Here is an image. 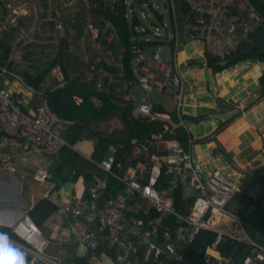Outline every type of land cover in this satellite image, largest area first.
Returning <instances> with one entry per match:
<instances>
[{"label":"built area","instance_id":"built-area-1","mask_svg":"<svg viewBox=\"0 0 264 264\" xmlns=\"http://www.w3.org/2000/svg\"><path fill=\"white\" fill-rule=\"evenodd\" d=\"M117 2L0 0V38L7 35L9 44L6 63L0 66V77L16 81L32 98L36 95L40 99L36 107L31 106L26 112L23 109L25 93L13 92L0 83V133H6L5 143L10 149H26L51 157L67 145L62 132L71 121L58 117L50 109L45 93V89L52 90L66 82L60 65L52 66L39 88L28 84L19 74L23 64L30 67L31 62L24 54L34 49L32 44H53L54 47L45 48L51 52L49 61L59 57L62 48L63 53L70 54L74 65L68 69L69 77L82 75L93 90L111 92L110 95L125 99L122 105L131 100L134 116L170 120L169 115L154 110L149 93L155 89L171 96L176 103L177 125H184L185 88L174 53L180 35L185 40L202 41L207 52L223 59L250 41L252 32L263 22L261 13L248 0H164L172 27L164 39L173 41L174 47L170 59L165 61L160 44H148L160 41L163 33L155 26L156 38L152 39L147 25H164L163 20L158 21L153 13L149 15L141 10L137 11L141 22L132 25L135 0H125L131 38L130 44L124 45L114 23L104 15L107 8L118 15ZM149 3L150 0L143 5ZM184 4L188 6L187 11L183 9ZM95 12H99L98 21L93 16ZM14 63L19 64L13 66ZM126 70L130 80L123 78ZM133 84L143 91L138 101L129 94ZM75 99L81 101V98ZM90 100L96 106L102 105L95 94ZM191 141L189 138V145ZM189 147L185 149L175 139L153 135L138 143L142 157L134 165L126 166L114 165L115 150L108 147L110 155L96 162L102 173L94 175L87 188L69 192L63 204L71 239L85 253L89 252L87 264H103L104 260L128 264L140 252L142 261L155 264H166L168 260L177 264H264V245L246 233L238 215L229 208L240 190V176L220 167L206 170L193 160ZM5 163L4 167L10 168ZM110 178L117 183L112 191L107 190ZM177 188L183 189L185 201L192 199L184 211L175 207L172 191ZM32 204L16 214L0 213V218L5 219L2 221L16 236L0 234V238L20 252L17 254L23 264H64L59 257L45 253L50 241L29 215ZM231 222L234 225H229ZM201 230L213 231V240L199 256L185 259L182 250ZM225 236L246 243L249 252L240 258L221 254L218 246ZM110 248L116 251L115 262L106 251ZM0 264L11 262L0 259Z\"/></svg>","mask_w":264,"mask_h":264},{"label":"trees","instance_id":"trees-1","mask_svg":"<svg viewBox=\"0 0 264 264\" xmlns=\"http://www.w3.org/2000/svg\"><path fill=\"white\" fill-rule=\"evenodd\" d=\"M102 1V0H94ZM125 0H118V10L119 14L116 15L114 12L107 8L105 16L109 17L115 25V28L120 36V42L124 45L130 44L131 31L128 19L125 17ZM262 15L263 22L259 27L262 36L264 37V0H248ZM136 3L143 5L142 1H136ZM146 6V5H144ZM152 9V13L158 21L163 20V14L153 8L151 0L147 4ZM183 9L188 10V6L184 4ZM96 21L99 20V12L93 14ZM132 25L141 22L138 16V12L134 10L133 16L131 18ZM99 23V22H98ZM159 41H149V45L158 43ZM140 44H145V42H140ZM250 45V41L244 43L238 50L243 47ZM28 47L31 44L27 45ZM34 49H29L24 54V58L28 59L31 64L30 67L27 64H23L22 71L19 74L24 78V80L34 86L39 88L43 80L47 77L52 66L59 64L63 74L66 78V82L63 85L57 86L55 89L50 90L45 89L47 96V102L50 109L60 118L71 121V124L66 127L62 132V137L67 142V145L62 147L55 155L56 165L52 168L49 179L56 183V187H59L61 183L67 181L68 179L72 182L81 176L83 178L84 186L87 188L92 182L94 175L101 174L102 172L96 166V162L99 161L104 153L107 151L108 147L112 146L115 150L114 154V165H130L135 164L138 159L142 157V153L138 148V143L146 139L151 138L153 135H160L164 139H175L181 146L188 149L190 146L188 144V139L191 138V133L184 127V125H177L174 128L168 126L167 121L161 119H150L144 116H134L132 114L133 103L131 100L126 101L125 99L118 98L114 94L95 91L90 88L85 81H83L82 75H75L69 77L71 74L68 73V69L74 67L71 65L70 54L66 55L63 53L62 48L57 56L53 60L50 59V53L45 50L46 47H54L53 44H32ZM9 44L7 42V35L0 38V66L6 63V58L8 55ZM237 50V51H238ZM236 52V51H235ZM233 52L231 55L226 56L225 64H221L220 61L223 59L217 56L205 52V63L208 68L213 72H220L223 69L229 68L236 63L244 60H259L264 64V50L259 46H254L247 53L233 57ZM23 62L14 63L22 65ZM79 68V67H78ZM112 71H116L111 68ZM123 78L130 80L131 76L126 70ZM10 79V78H9ZM4 80H7L4 76L0 77V83L3 84ZM57 83V82H55ZM258 83L261 88V95H264V70L258 78ZM95 94L101 101V106H96L90 100V96ZM81 98V101H77L75 98ZM113 98V99H112ZM218 104H227L224 99L217 97ZM40 102L38 96H34L28 105H23L24 111L28 112L29 108L32 106L36 107ZM229 105V104H228ZM231 109V105L227 106ZM154 110L159 113H166L163 111L159 104L154 103ZM194 122L206 119V114L199 115H184ZM183 117V115H182ZM112 118L119 120L120 127L114 128L110 131H105L99 128L100 124L108 122ZM178 122V119H176ZM227 121L222 122V124L217 127L216 131L220 130ZM82 139H93L94 149L91 154V158L87 159L72 148V146ZM115 183L111 178L107 183V190L112 191L115 189ZM264 196V193H261ZM174 197L175 207L177 210L184 211L185 205L192 201L191 198L186 201L183 199V189L177 188L172 191ZM238 195V194H237ZM234 196V202H241L240 198ZM245 196V195H244ZM247 204L242 208L237 206L233 209V212L238 215L239 221L246 231V233L256 242L264 245V204L258 197H247ZM244 197V198H245ZM232 201V202H233ZM230 202V205H232ZM229 205V206H230ZM232 207V206H231ZM60 206L58 202L53 201L47 197L39 199L32 208L29 210V215L32 220L43 229V224L46 219L54 212L58 211ZM62 209V208H61ZM229 225H234L230 223ZM42 231V233H43ZM0 234L16 238L10 228L4 225H0ZM44 234V233H43ZM45 235V234H44ZM47 237V235H45ZM215 233L209 230H201L193 240L191 244L186 246L183 250V256L185 259L194 256H199L202 251H204L211 241L213 240ZM8 246L12 248L16 253H20L15 247L7 242ZM103 247V245H101ZM103 249V248H101ZM250 247L243 242H237L229 237H224L221 244L218 246V251L224 255L232 254L235 258H240L244 254L249 252ZM69 253L63 258L64 264H87L89 252H86L83 256H78L74 252L68 250ZM108 255L115 262L116 251L114 248L106 250ZM196 259V258H195ZM197 261V260H196ZM194 260V262H196ZM166 264H177V262L168 260ZM115 264H120L115 262ZM125 264V263H122ZM128 264H155L151 261H142V253L140 252L137 257H132L131 262Z\"/></svg>","mask_w":264,"mask_h":264},{"label":"crops","instance_id":"crops-1","mask_svg":"<svg viewBox=\"0 0 264 264\" xmlns=\"http://www.w3.org/2000/svg\"><path fill=\"white\" fill-rule=\"evenodd\" d=\"M180 1L181 0H177V2ZM192 41L199 43L198 46L202 47V54L198 55L196 53L194 55L195 58L198 57L196 62H193V59L185 58L187 71L180 72L183 81L188 72V67L189 69H192L194 63L207 67L204 57L207 50L202 41L185 40L181 35L175 49L173 47V41H169L171 44V53L173 52L172 49L175 50V58H177L178 55V45ZM158 43L160 44V41ZM198 46H195L193 51H200L197 48ZM256 62L254 63L260 64L261 67H263L261 61L257 60ZM232 67L233 66H231V68ZM231 68L223 69L221 72H213L208 68V70L210 72L212 71L214 74V78H216L215 82L217 90L212 91L210 84H207V88L197 90V92L202 95L210 92L212 96L208 94L206 97L210 99V102L209 99L207 102L205 98L202 103H190L191 107L196 108V110L190 115H207L206 119L200 120L196 123H206L207 125H205V127L208 128V130L199 138H194L191 134L192 141L189 148L192 154L193 146H195L194 150L197 153L198 158L193 160L199 162L206 170H210L213 167H220L224 170L235 171L240 176V190L237 193L238 195H236L240 198L241 202L233 201L232 208H230L233 210L236 208V203L237 206H241L242 208L247 204L245 196L252 198L258 197L264 204V196L261 194L264 193V96L258 98V95H260L258 94V91L261 89L258 84V78L262 72H257L258 74L251 78L254 86L256 85L252 91H247L245 96L241 99L232 98V95L226 97V93L221 91L224 86L219 84L217 80L226 83V85H232L233 83L236 84L234 89L240 81L245 80V75L242 73L232 81L231 78L237 72L230 70ZM253 70L255 73L256 67ZM6 81H8V79L4 80V82ZM10 81L17 83L16 81ZM226 85L225 87H227ZM18 86L19 87L15 90H11L13 92L23 91L25 93L26 96H24L23 103L26 106L28 105L29 100H32V97L20 84H18ZM225 92L229 91L227 90ZM234 93L235 92L230 94ZM192 95L194 94H190V99L193 98ZM217 97L224 99L227 104H218L216 100ZM228 104L231 105V109L227 107L229 106ZM159 105L162 107L161 104ZM234 108H237L238 111L229 119L225 120L227 123L220 130L216 131L217 127H219L224 121L213 115ZM163 114L168 116L167 113ZM169 117L170 120L167 121L168 126H170V128L176 127L177 120H174L170 115ZM6 136V133H0V213L13 211L16 214L19 209L29 205L30 202H33V206L35 202L43 197L58 202L60 209L52 213L46 219L43 224L44 231L41 227L37 226L45 235H47V238L50 241L49 246L58 245L65 251V254L69 253L68 250H70L78 256H83L85 254L84 248L71 239L67 217L62 211L63 204L68 200V193L74 190L79 192L84 186L83 178L79 176L74 182L68 179L61 183L60 186L69 182L71 183L72 188L68 191L63 190L62 195H59L58 189L60 186L56 187V183L49 179L52 168L57 163L56 158L54 156L46 157L26 149L13 151L5 143ZM72 148L85 158L90 159L94 149V140L82 139L77 141ZM5 162L9 163L10 168L4 167L6 164ZM204 165H211V168L207 169ZM19 195L23 197H19ZM2 220L5 219L0 218V225L6 226L5 224L7 223ZM53 255L59 257L55 254ZM103 264L112 263L104 261Z\"/></svg>","mask_w":264,"mask_h":264},{"label":"rangeland","instance_id":"rangeland-1","mask_svg":"<svg viewBox=\"0 0 264 264\" xmlns=\"http://www.w3.org/2000/svg\"><path fill=\"white\" fill-rule=\"evenodd\" d=\"M151 3L153 4V8L158 9L163 14V22L165 24L164 25H163V23L162 24L161 23L147 24L149 29H150L149 37L152 39L156 38V36L154 35L155 26H158L159 31L161 33H163L162 39L160 40L161 56H162L163 60L167 61L170 59V55H171L170 54L171 53V44L168 40H165L164 38L165 37L168 38V36H166V33L170 32L171 28H172L170 18H169V9L164 6V0H151ZM156 5H158L157 8H156ZM133 6H134V9L138 12L142 10L145 13H149V15H151V13H152V9L150 8V6H147V5L141 6L140 4H138L136 2L133 3ZM144 21L147 22V19H144ZM197 41H200V40H197ZM198 44H199L198 42L192 41V42H188L186 44L178 45V47H177L178 55H177L176 59H177L178 65H179L180 72H186L187 71V65L185 64L186 63L185 58L193 59V62H196V59L198 57L195 58L194 55L196 53L198 55L202 54V47L198 46ZM195 46H198L197 48L200 51H197V52L193 51V48ZM150 51H151V48L148 47L147 52H150ZM256 61L257 60H252V59L244 60V61H240V62L236 63L235 65H233L232 68L230 67L231 68L230 70L237 72L231 78L232 81L242 73H244V75H245V80L240 81L238 83V85L235 87V89H234V86L236 84L231 83L232 85H230V84L226 85V83H222L220 80H217V82L219 84L224 86L221 91H224V93H226L225 94V95H227L226 97H229L230 95H232V98L241 99L245 96V93L247 91H252L256 87V85L254 86L251 78H253V76L257 75L258 74L257 72H263V70H264V64L262 65L263 67H261L260 64L254 63ZM255 67H256V72L254 73L253 69ZM52 77H53V75H52ZM215 79L216 78H214V74L212 73V71L210 72L208 70V68L205 66L194 63L192 69H189V67H188V72H187V74L185 76V80H184L185 93H184L183 99H182V103H183L182 113H183L184 127L191 132V134L194 138L201 137L204 134V132H206L208 130V128L205 127V125H207V124L203 123V122H200V123L193 122L192 120H190L189 118H187L184 115H190L193 111L196 110V108H193L190 106V103H192V102L202 103V101L208 96V94H210L212 96V94L210 92H207L206 94L202 95V94L198 93L197 90L207 88V84H210V88L212 91L217 90ZM10 80L11 79H8V81L2 82L3 86L8 87L10 90L11 89L15 90L16 88L19 87L18 83H13ZM245 84H247V85H245ZM225 85L227 87H225ZM227 90L229 92H225ZM233 92H235V93L230 94ZM219 93H221V92H219ZM129 94L133 100L138 101L143 96V91L141 89H139L136 85L133 84V85H130ZM190 94H194V95H192L193 96L192 99H190V97H189ZM258 94H260V95H258V98L264 96V95H261L262 94L261 89H259ZM149 98L153 102H155L157 104H161L163 111H165L168 115L172 116V118L174 120L177 119L176 118V103L171 96L163 95L162 93H160L159 91L154 89L151 93H149ZM208 99L209 98H206L207 102H208ZM209 102H210V99H209ZM120 125L121 124H120L119 120L112 118L108 122L100 124L99 128L102 130H105V131H110L114 128H119ZM194 147L195 146H193L192 156H193V159L196 160L198 157H197V153L194 150ZM204 166H206L207 169L211 168V165H204ZM70 188H72L71 183L67 182L65 184H62L60 186V188L58 189V194L62 195L63 190L68 191ZM186 192H191V190H186ZM20 196L21 195H19V197ZM21 197H23V196H21ZM231 206L232 205H230L229 208H232ZM45 253L50 254V255L55 254V255L59 256L62 260H63V257L66 255L65 251L63 249H61V246H58V245L48 246L45 249ZM104 261L107 262L106 260H104Z\"/></svg>","mask_w":264,"mask_h":264},{"label":"water","instance_id":"water-1","mask_svg":"<svg viewBox=\"0 0 264 264\" xmlns=\"http://www.w3.org/2000/svg\"><path fill=\"white\" fill-rule=\"evenodd\" d=\"M137 1H143L145 3L148 2V0H137ZM259 46L262 50H264V37L261 34V31L259 29H256L252 32L251 38H250V45L241 48L240 50L236 51L233 54V57H237L240 54L247 53L251 50L252 47ZM221 64L226 63V59H223L220 61ZM238 111L237 108H234L232 110L223 112V113H215L213 116H215L218 119H221L223 121L229 119L231 116H233ZM111 153V149L108 148L107 151L104 154V158H107Z\"/></svg>","mask_w":264,"mask_h":264},{"label":"snow or ice","instance_id":"snow-or-ice-1","mask_svg":"<svg viewBox=\"0 0 264 264\" xmlns=\"http://www.w3.org/2000/svg\"><path fill=\"white\" fill-rule=\"evenodd\" d=\"M0 259L9 260L11 264H23L22 257L9 247L3 238H0Z\"/></svg>","mask_w":264,"mask_h":264},{"label":"bare ground","instance_id":"bare-ground-1","mask_svg":"<svg viewBox=\"0 0 264 264\" xmlns=\"http://www.w3.org/2000/svg\"><path fill=\"white\" fill-rule=\"evenodd\" d=\"M1 219H3V218H1Z\"/></svg>","mask_w":264,"mask_h":264}]
</instances>
